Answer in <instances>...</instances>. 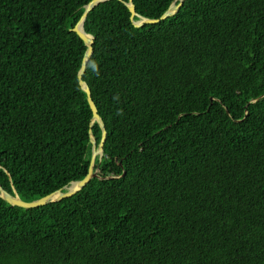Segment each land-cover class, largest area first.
I'll return each mask as SVG.
<instances>
[{"label": "trees", "instance_id": "16d2710c", "mask_svg": "<svg viewBox=\"0 0 264 264\" xmlns=\"http://www.w3.org/2000/svg\"><path fill=\"white\" fill-rule=\"evenodd\" d=\"M89 1L0 0V184L25 201L83 178L101 138L71 30ZM126 1L83 21L97 176L33 208L0 196V264H264V0L141 26L174 0Z\"/></svg>", "mask_w": 264, "mask_h": 264}, {"label": "water", "instance_id": "95a60500", "mask_svg": "<svg viewBox=\"0 0 264 264\" xmlns=\"http://www.w3.org/2000/svg\"><path fill=\"white\" fill-rule=\"evenodd\" d=\"M103 1H106V0H90L85 5L84 11L81 14L77 23L71 28V30L74 31L83 40L84 44L87 46L83 59H82L81 66L77 72V78H78V83L80 87L86 93L87 102L89 104V107L92 113V121H96L101 128V138L98 143H96L91 130H89L92 152H91V158H90V163L88 166L87 173L85 174L83 178L79 180L71 181L68 186H64L62 188L56 189L42 197H39L31 201L22 200L14 189H13V193H10L7 190H5L0 184V196L8 204L12 206H19L23 208H33V207L47 204L49 202L59 201L63 198H66V197H69L75 194L77 191L81 190L91 178L97 176L96 170H94L95 156L97 155L98 152H100L99 153L100 155L102 153L103 145L106 140V128L98 113L97 107L91 97L90 88L88 87V85L85 83V81L82 78L84 71L86 69L87 61L89 57L91 56V53L93 50L92 44L94 41L93 35L84 31L83 21L86 18L87 13L98 3L103 2ZM175 1L176 0H174L169 5V7L163 12V14L158 18H147V17H143V16L136 14L135 7H134L132 0H127L126 5L128 6V9L130 11L131 19H133L134 15L139 16L137 20L133 21L134 25L141 26L142 24H145V23H157L160 20H163L169 16L174 15L176 12H178L184 0H177L176 2Z\"/></svg>", "mask_w": 264, "mask_h": 264}, {"label": "bare ground", "instance_id": "6f19581e", "mask_svg": "<svg viewBox=\"0 0 264 264\" xmlns=\"http://www.w3.org/2000/svg\"><path fill=\"white\" fill-rule=\"evenodd\" d=\"M100 152H98L97 154H99Z\"/></svg>", "mask_w": 264, "mask_h": 264}]
</instances>
